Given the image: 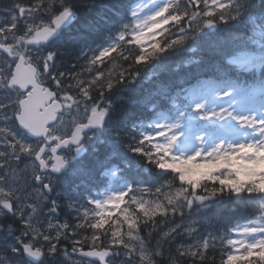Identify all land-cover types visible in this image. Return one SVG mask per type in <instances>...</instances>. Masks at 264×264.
<instances>
[{
    "label": "snow or ice",
    "instance_id": "obj_1",
    "mask_svg": "<svg viewBox=\"0 0 264 264\" xmlns=\"http://www.w3.org/2000/svg\"><path fill=\"white\" fill-rule=\"evenodd\" d=\"M93 5L94 0H13L0 20V217L18 222L0 224V232H19L14 243L4 244L0 264H18L11 255L40 260L45 253L51 264L58 256L69 264L92 257L116 264L121 249L134 264H216L217 248L220 264H264V113L237 106L238 97H253L256 89L231 79H199L210 65L195 55L203 42L215 57L211 67L222 75L233 66L264 74V19L258 25L248 19L256 9L264 11V0H137L105 46L83 62L78 57L71 70L53 72L56 51L43 46L76 18V7ZM257 30L259 39H253ZM216 33L219 38L205 39ZM249 41L258 51L233 54L234 45L244 48ZM185 51L193 55L184 67L195 66L196 72L181 77L178 88L158 85L140 101L139 114L114 107L124 99L118 93H132L142 76H159L166 70L162 62ZM192 79L196 83L185 87ZM133 117L140 123L129 139L124 126ZM229 124L253 137L223 134ZM86 144L92 146L93 167L77 173L88 179L145 168L158 169V179L93 197L79 209L75 225L45 223L42 209L52 190L51 177L42 182L45 173L67 170ZM229 197L254 202L259 215L232 229L237 238L203 236L185 209ZM65 240L70 251L61 246Z\"/></svg>",
    "mask_w": 264,
    "mask_h": 264
},
{
    "label": "trees",
    "instance_id": "obj_2",
    "mask_svg": "<svg viewBox=\"0 0 264 264\" xmlns=\"http://www.w3.org/2000/svg\"><path fill=\"white\" fill-rule=\"evenodd\" d=\"M0 1L8 2L10 4L13 3V0ZM74 2H76V0H74ZM136 2L137 0H94V5L91 7H76V18L74 24L69 29L62 31L61 34L58 35L57 39L53 43L52 49L49 50L56 51L54 64L58 66V68L61 67L64 70H71V65L76 63L78 57L80 58V61L83 62L84 56L91 55L92 50L100 49L105 46L109 41V37L114 34V27L129 19V9ZM255 2L259 4L260 0H255ZM248 19L249 23L252 21H255L256 24L261 23L262 19H264V11L256 9ZM89 22L95 23V26L97 27L95 32L91 31ZM219 35V33H216L206 37L205 39L214 40L219 38ZM253 39H257L255 34H253ZM198 48L199 50L195 55L199 56L205 63L210 65L208 71L199 73V79H231L235 82L241 83L246 88H248L251 84L261 87L262 82L264 81V74L260 71L244 73L237 71L235 67H232L227 76H224L219 71H216L211 67V65L215 62V57H213L207 47L203 46V42L198 45ZM242 50L258 51V46L250 41L246 43L244 48H241L238 45L233 46V54ZM192 55V53L185 51L162 62L166 66L165 71L161 72L159 76L153 77L151 80L145 79L144 76H142L141 79L137 81L134 86H132L134 88L132 93L120 92L117 94L124 97V99H117L114 103V107L117 110L128 109L133 113L139 114L141 112L140 101L148 93L156 90L158 85L178 88L180 86L179 80L181 77L186 76L189 72H196L195 66L190 68L184 67V61L191 58ZM176 64L181 65L179 71H173ZM56 69L57 67L54 66L51 70L55 72L57 71ZM195 83L196 79H192L191 81L186 82L184 86L191 87ZM166 114L168 113L166 112ZM139 123L140 122L136 121L133 117L130 118L128 123L124 126V131L129 133V139L131 136L136 134L138 130L136 126ZM91 149L92 148H88L87 150ZM120 151L123 152L129 159H133L132 154L128 153L123 145L120 146ZM93 161L94 156L93 151H91V155L79 161V168L83 167L85 169H91L93 167ZM132 167L134 168L135 166L133 165ZM158 173V169L146 168V170L142 173L136 170L129 171L127 176L128 181L134 184L139 179H143L149 183L147 186H151V183H155L158 179ZM70 180L75 184L72 188L73 191H75L76 188H78L77 191H79V185H81L80 181L82 179L74 178L72 180L71 178ZM84 181L87 183L86 189H99L105 185L106 179L102 178L101 181H94L85 177ZM82 188L80 190L84 193L85 190ZM150 198L151 197H148V199ZM55 205L56 207H54L57 211V216L55 217L56 221L54 223H68L70 225H75L77 223L79 218L76 219L71 213L63 212L64 203L58 200ZM185 212L186 214H190V217L188 218L197 221L196 228L203 236L212 234L218 237L225 236L226 238H229L228 232H230L231 227L259 215L257 206L254 202L243 199L238 200L234 197L225 198L221 201L210 202L206 206H194L190 210L185 209ZM176 221L179 222V216L176 217ZM141 235L146 236V232L143 229L141 230ZM155 235L156 234L154 233L152 240L153 244H155ZM61 243L62 245H67L68 248H71V244L68 243V241H61ZM87 248H89L88 245H85L84 249ZM228 250V246L225 242L224 253L226 254ZM215 258L216 264H220L222 253L219 248L215 251Z\"/></svg>",
    "mask_w": 264,
    "mask_h": 264
},
{
    "label": "rangeland",
    "instance_id": "obj_3",
    "mask_svg": "<svg viewBox=\"0 0 264 264\" xmlns=\"http://www.w3.org/2000/svg\"><path fill=\"white\" fill-rule=\"evenodd\" d=\"M3 19V16L2 15H0V20H2ZM243 98H237V101H236V103H237V106L239 107V106H243L244 108H246V109H251V114H254V115H256V113H254V111H253V109L251 108V106L250 105H247V104H245V101H242V99H246V97H244V96H242ZM252 101H253V99H251ZM262 100H264V98H262ZM258 113H264V103H263V106H258V111H257ZM224 132L227 134V135H230V136H232L233 138H236V139H251L252 137H253V133L252 132H250V131H247V130H245V129H242V128H238L236 125H234V124H229V126H226V128L224 129ZM87 145V144H86ZM69 155H71L70 153H69ZM22 167V166H21ZM122 186V185H121ZM112 189H114V188H108V189H106V190H104V191H102L99 195H98V197H100L102 194H104L106 191H110V190H112ZM116 189H119V188H116ZM81 207H80V205H78V207H77V213H79V209H80ZM247 223V222H246ZM246 223H244V224H246ZM244 224H242V226L244 225ZM242 226H239V227H242ZM232 238H237L236 237V233H235V231H233V236H232ZM123 255H124V251H123ZM62 258H63V260H62V262L60 263V264H69V262L68 261H66L65 260V258L62 256ZM123 261H124V264H134L132 261H126L125 259H123ZM42 264H51V262L50 261H48V260H45ZM81 264H92V263H90V262H85V261H81Z\"/></svg>",
    "mask_w": 264,
    "mask_h": 264
},
{
    "label": "flooded vegetation",
    "instance_id": "obj_4",
    "mask_svg": "<svg viewBox=\"0 0 264 264\" xmlns=\"http://www.w3.org/2000/svg\"><path fill=\"white\" fill-rule=\"evenodd\" d=\"M11 9V7L9 8ZM28 179H29V176H28ZM13 219V216H4V217H0V224H3V220H12ZM6 232L8 233H11L9 236L7 235L5 237V242H2V239H3V236H2V232H0V251H2V246L3 244L5 243H14V238L16 235H18L19 233H16L15 231L11 230V229H8Z\"/></svg>",
    "mask_w": 264,
    "mask_h": 264
},
{
    "label": "water",
    "instance_id": "obj_5",
    "mask_svg": "<svg viewBox=\"0 0 264 264\" xmlns=\"http://www.w3.org/2000/svg\"><path fill=\"white\" fill-rule=\"evenodd\" d=\"M72 22H73V20H72ZM72 22H71L69 25H71ZM69 25H67V26L64 27V28H67ZM61 29H62V28H61ZM54 37H55V34L52 36V38H51L50 40H52ZM58 151H59V150H58ZM63 171H64V170H61V172H51V173H53V174H60V173H62ZM87 251H88V250H87ZM77 256H78V255H77ZM25 257H26L27 259L33 261L34 263H38V262L41 260V259H40V260L32 259V258L28 257L27 255H25ZM84 259L93 260V261H97V262L100 263V261H99V259H98L97 257L84 258ZM106 259H107V258H106Z\"/></svg>",
    "mask_w": 264,
    "mask_h": 264
}]
</instances>
